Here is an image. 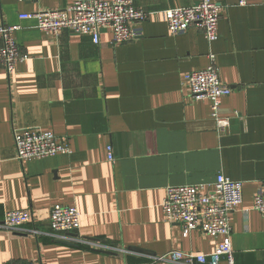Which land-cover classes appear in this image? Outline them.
I'll return each instance as SVG.
<instances>
[{
    "label": "crops",
    "instance_id": "crops-1",
    "mask_svg": "<svg viewBox=\"0 0 264 264\" xmlns=\"http://www.w3.org/2000/svg\"><path fill=\"white\" fill-rule=\"evenodd\" d=\"M73 1L0 0V27L21 25L14 37L27 56L12 73L0 65V222L12 210L35 218L21 231L0 226V264H170L153 259L173 250L211 253V235L184 236L161 204L168 187L212 184L219 174L244 183L231 216L235 264H264V217L254 208L264 188V0H217L213 43L194 27L171 34L161 15L119 44L109 30L96 44L19 17ZM200 1L135 0L151 12ZM212 53L232 90L219 109L231 120L223 133L211 102L195 100L184 84ZM27 127L66 136L72 153L20 161L13 131ZM57 204L80 212L72 236L52 233Z\"/></svg>",
    "mask_w": 264,
    "mask_h": 264
},
{
    "label": "built area",
    "instance_id": "built-area-1",
    "mask_svg": "<svg viewBox=\"0 0 264 264\" xmlns=\"http://www.w3.org/2000/svg\"><path fill=\"white\" fill-rule=\"evenodd\" d=\"M24 1V0H20ZM246 4V0H240ZM222 6L217 0H201L187 7H171L162 11H147L137 6L135 0H74L66 8L21 13L20 19H34L36 28L47 34L59 36L64 29L81 35H90L96 44L100 43L102 30H109L114 43H124L142 36L143 23L160 15L167 23L171 34L178 35L194 27L202 30L205 38L213 43L218 39V27ZM21 25L0 27V65L12 73L16 64L25 60L14 34ZM184 84L190 88L195 100H209L212 117L217 130L223 133L231 126L230 118L219 113L221 100L231 93L220 75L216 55H209L206 68L185 74ZM17 159L27 161L58 154H71L68 138L58 136L40 127L16 128L13 131ZM108 159L114 161L112 145L108 148ZM244 183L219 174L212 184H191L170 186L161 204L165 220L177 223L184 236L200 230L215 239L211 253H194L173 250L154 257V261L170 264H235L232 245V213L242 204ZM254 208L264 217V188L254 196ZM35 222L29 209L12 210L5 213L0 226L21 231L23 226ZM52 233L62 237L80 228V212L74 206L57 204L49 217ZM37 234L38 230H33Z\"/></svg>",
    "mask_w": 264,
    "mask_h": 264
},
{
    "label": "water",
    "instance_id": "water-1",
    "mask_svg": "<svg viewBox=\"0 0 264 264\" xmlns=\"http://www.w3.org/2000/svg\"><path fill=\"white\" fill-rule=\"evenodd\" d=\"M69 234H70V236H72V234H74V233H69ZM130 250L138 251L139 249H136V248H130Z\"/></svg>",
    "mask_w": 264,
    "mask_h": 264
}]
</instances>
